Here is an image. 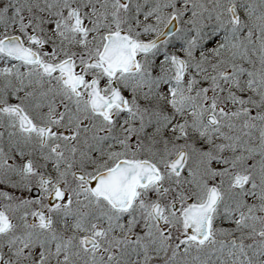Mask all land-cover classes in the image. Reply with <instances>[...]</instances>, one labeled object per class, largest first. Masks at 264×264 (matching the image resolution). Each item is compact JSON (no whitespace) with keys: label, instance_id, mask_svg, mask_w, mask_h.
Listing matches in <instances>:
<instances>
[{"label":"snow or ice","instance_id":"snow-or-ice-1","mask_svg":"<svg viewBox=\"0 0 264 264\" xmlns=\"http://www.w3.org/2000/svg\"><path fill=\"white\" fill-rule=\"evenodd\" d=\"M0 264H264V0H0Z\"/></svg>","mask_w":264,"mask_h":264}]
</instances>
